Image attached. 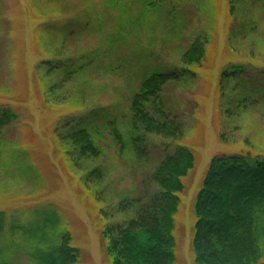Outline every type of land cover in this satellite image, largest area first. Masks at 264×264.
Here are the masks:
<instances>
[{
	"label": "rangeland",
	"instance_id": "1",
	"mask_svg": "<svg viewBox=\"0 0 264 264\" xmlns=\"http://www.w3.org/2000/svg\"><path fill=\"white\" fill-rule=\"evenodd\" d=\"M107 1L0 0V107L19 116L0 139V212L5 213L0 264H32L16 227L34 221L35 211L48 205L58 210L61 229L81 251L79 264H109L102 230L125 218L112 207L126 196L155 191L150 175L178 145L191 148L197 159L179 194L174 232L176 264H193V203L207 166L222 155L264 153V0H165L158 5L151 0V8L148 0H116L105 8ZM66 25L67 33L73 29L61 49ZM200 37L206 41V57L189 67L196 77L173 83L165 92L166 108L184 129L181 141L147 137L140 153H127L105 129L97 161L66 162L65 149L55 138L64 121L68 125L62 133L74 126L75 117L103 125L104 117L95 112L108 109L125 139L127 101L143 76L156 68H182V54ZM54 41L60 43L57 48L49 46ZM82 59L92 60L86 80L66 84L56 91L59 100L47 104L45 85L59 81H41L36 66ZM233 65L244 73L221 83ZM244 99L247 107L240 105ZM11 152L19 154L20 166H31L29 177L9 167L14 163ZM96 165L104 170L103 180L85 185ZM11 241L16 246L2 254Z\"/></svg>",
	"mask_w": 264,
	"mask_h": 264
},
{
	"label": "trees",
	"instance_id": "2",
	"mask_svg": "<svg viewBox=\"0 0 264 264\" xmlns=\"http://www.w3.org/2000/svg\"><path fill=\"white\" fill-rule=\"evenodd\" d=\"M115 1L108 0L105 8L116 5ZM148 1L147 8L153 7L151 0ZM154 1L158 5L165 0ZM71 30L67 33L66 25L61 29V44L54 41L49 46L57 48L60 44L63 49ZM112 43L110 38V49ZM205 45L203 38L195 39L182 54V68L170 71L156 68L143 76L139 87L127 101L130 119L125 139L119 137L115 118L108 109L95 112V116L104 117L103 125H97V121L90 120V117L87 120L75 117L72 119L76 121L74 126L62 133L61 129L68 125L67 120L64 121L63 127L55 132V138L65 149L66 162L97 161L102 154L99 140L103 138L105 129L115 141L120 140L121 150L127 153L134 150L137 154L147 137L181 141L184 129L166 108L165 92L173 83L196 77L189 67L202 63L206 57ZM91 61H44L37 65L34 73L40 74L41 81L54 78L59 81L54 86L45 85V102L59 100L56 91L62 90L66 84L78 79L85 81ZM113 70L115 68L111 66L110 71ZM243 73L242 67L233 65L229 72L222 74L221 83L230 78L238 79ZM260 92L264 99V90ZM242 103L247 107L245 99L240 105ZM18 117L14 109L0 107V139L2 131ZM220 139L227 141L225 134H221ZM10 156L14 163L9 167L17 168L18 175L29 177L31 166H20L16 152H11ZM5 162L3 160V165ZM196 164V155L191 148L176 146L150 175V181L157 188L155 191L126 196L112 207L114 213L125 218L122 222L106 224L102 230L109 264H176L174 232L180 207L179 194L184 192V180L194 171ZM103 177V168L96 165L88 172L85 185L89 180L101 182ZM53 208L50 205L39 208L34 213V221L16 227L23 240L22 250L32 264H79L81 251L73 245L71 234L61 229V216ZM193 210L196 217L191 241L193 264H264V153L249 151L213 158L196 193ZM4 225L5 213L0 212V232ZM14 245L15 242L11 241L1 253L10 254Z\"/></svg>",
	"mask_w": 264,
	"mask_h": 264
}]
</instances>
